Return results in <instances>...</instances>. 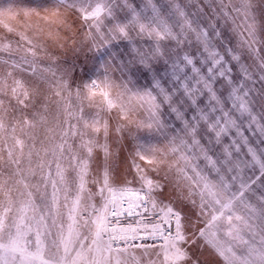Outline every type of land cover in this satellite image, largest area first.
<instances>
[{"label":"snow or ice","instance_id":"obj_1","mask_svg":"<svg viewBox=\"0 0 264 264\" xmlns=\"http://www.w3.org/2000/svg\"><path fill=\"white\" fill-rule=\"evenodd\" d=\"M20 11L0 36L27 128L0 156V264H264V0H54L0 23ZM62 32L131 42L136 81L73 87ZM41 85L77 101L51 146Z\"/></svg>","mask_w":264,"mask_h":264},{"label":"rangeland","instance_id":"obj_2","mask_svg":"<svg viewBox=\"0 0 264 264\" xmlns=\"http://www.w3.org/2000/svg\"><path fill=\"white\" fill-rule=\"evenodd\" d=\"M133 3H138L139 0H132ZM119 3L123 5V0H119ZM54 0H0V9L7 10L12 8L14 10H20L23 8H36L42 10L44 7H53ZM119 15L123 19L125 17V11H119ZM36 19L35 16L32 18ZM264 20V16L261 17ZM71 23V21H69ZM27 21L23 16V12L20 11L18 15L12 16L10 19H5L3 23H0V36L6 35L4 28L9 29L12 33H17L21 30L22 26H25ZM62 35L67 37L64 42V50L58 52L60 56L61 64L67 66L71 71V78L75 87L77 83H87L92 79L102 77L106 74L113 76L115 79H132L136 81V77L130 72L124 70V65H128L129 61L132 60L135 53L132 52V44L129 41L121 40L112 42L102 48L90 49L89 46L81 44V37L79 32L72 35L70 32ZM15 39V37H13ZM72 41H75L73 43ZM131 67H142L141 65H130ZM151 75V73H149ZM26 80L29 79L27 76L24 77ZM42 92L47 93L49 96V108L51 115L49 117V127L55 129L54 135L56 139L53 140L51 137L46 142L48 146H51L59 142L58 133L65 127V121L69 116L75 114V107L77 101L75 97L71 98V104L68 103L67 93H63V98H58L55 95L53 89H45V86L41 85ZM0 122L3 123L4 131L0 133V156L7 158V153L4 151L5 148H11L13 153L18 157L20 155L19 150L16 148V141L14 137H19L24 131H27L26 126H23L21 109L19 104L16 103V98L19 95L18 91L14 89L11 83L0 84ZM35 103L29 102V108L24 110L27 112V116L31 117L34 110H38L41 98L39 96L34 98ZM67 111V115L65 112ZM59 113L58 119L57 115ZM36 134H40V129L34 130ZM145 136L148 133H143ZM30 143V142H28ZM26 147L24 165L27 164L26 154L28 152ZM67 163V161H65ZM24 165H21L22 167ZM16 177L13 176L11 179L13 192L15 196V188L18 187L15 184Z\"/></svg>","mask_w":264,"mask_h":264}]
</instances>
